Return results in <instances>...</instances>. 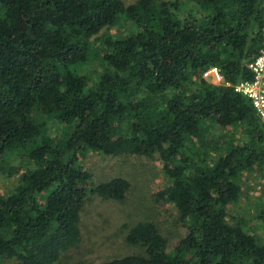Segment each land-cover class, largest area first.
<instances>
[{
  "label": "trees",
  "instance_id": "16d2710c",
  "mask_svg": "<svg viewBox=\"0 0 264 264\" xmlns=\"http://www.w3.org/2000/svg\"><path fill=\"white\" fill-rule=\"evenodd\" d=\"M189 1L195 11L183 17L170 0H0V157L22 149L35 164L0 195V263L57 264L80 241L92 195L124 200L127 178L91 181L80 154L93 150L157 154L169 182L157 197L187 223L168 252L154 222H136L125 240L141 250L97 264H264V244L226 220L237 175L264 165V123L233 86L250 78L246 62L262 44L261 0ZM121 16L136 31L97 43ZM93 57L104 69L88 86L70 66ZM210 66L225 83L202 77ZM208 119L244 125L246 141L216 159L185 147ZM48 120L63 124V139L46 137Z\"/></svg>",
  "mask_w": 264,
  "mask_h": 264
},
{
  "label": "rangeland",
  "instance_id": "374dc122",
  "mask_svg": "<svg viewBox=\"0 0 264 264\" xmlns=\"http://www.w3.org/2000/svg\"><path fill=\"white\" fill-rule=\"evenodd\" d=\"M123 1L128 5L136 0ZM170 1L176 7L174 12L183 17L195 11L192 1ZM133 31H136V26L121 16L97 34V43L107 36L123 38ZM70 67L76 75L86 77L88 86L97 81L104 69L103 63L94 57ZM64 132L63 124L55 120L47 121L46 137L60 140ZM244 141V125L221 127L208 119L203 122L202 131L195 139L185 141V147L192 146L191 142H194L208 158L216 159L224 154L230 143L241 145ZM80 161L93 183L125 177L130 186L122 201L92 195L85 202L79 222L80 241L63 253L57 264H97L138 253L141 249L128 244L125 236L131 225L139 221L154 222L167 239L168 252L175 250L179 240L187 234V223L179 219L173 202L157 197V193L169 183L157 154L110 156L86 150L81 152ZM34 166L22 149L6 151L0 157V195L11 194L20 183L21 173ZM235 182L240 186V195L237 201L226 207V220L240 223L259 243L264 244V165L244 168ZM0 264H8V261Z\"/></svg>",
  "mask_w": 264,
  "mask_h": 264
},
{
  "label": "built area",
  "instance_id": "2783aa9c",
  "mask_svg": "<svg viewBox=\"0 0 264 264\" xmlns=\"http://www.w3.org/2000/svg\"><path fill=\"white\" fill-rule=\"evenodd\" d=\"M261 12L260 35L262 44L258 53L246 62V67L251 76L249 79L239 80L233 86L235 90L243 93L251 100L261 122L264 123V0H261ZM202 77L207 80L210 78L208 81L214 84L225 83L219 69L215 66H210L203 71Z\"/></svg>",
  "mask_w": 264,
  "mask_h": 264
}]
</instances>
